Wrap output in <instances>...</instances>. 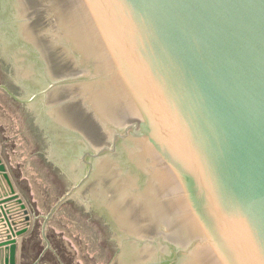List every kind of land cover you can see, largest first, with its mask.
Masks as SVG:
<instances>
[{
	"label": "water",
	"instance_id": "95a60500",
	"mask_svg": "<svg viewBox=\"0 0 264 264\" xmlns=\"http://www.w3.org/2000/svg\"><path fill=\"white\" fill-rule=\"evenodd\" d=\"M0 153V264H264V0H0Z\"/></svg>",
	"mask_w": 264,
	"mask_h": 264
},
{
	"label": "rangeland",
	"instance_id": "374dc122",
	"mask_svg": "<svg viewBox=\"0 0 264 264\" xmlns=\"http://www.w3.org/2000/svg\"><path fill=\"white\" fill-rule=\"evenodd\" d=\"M0 158L2 159L3 163L5 164L7 171L10 173V171H9V169H8V167H7V165H6L5 161H4V159H3L2 155H1V153H0ZM12 183L14 184V187H15L16 191H18V192L20 193V191H19V189H18V187H17V185H16L14 179H13V182H12ZM18 192H17V193H18ZM20 195H21V193H20ZM20 197L23 199L22 195H21ZM23 201H24V199H23ZM24 203L26 204L25 201H24ZM26 207L28 208L27 204H26ZM28 209H29V208H28ZM30 213H31V212H30ZM32 228H33V223H32V225L30 226V229H29V230H31ZM41 262H44V263L47 264L46 258L43 257V258L41 259ZM32 263H33V262H32ZM30 264H31V263H30Z\"/></svg>",
	"mask_w": 264,
	"mask_h": 264
},
{
	"label": "crops",
	"instance_id": "0c3cea01",
	"mask_svg": "<svg viewBox=\"0 0 264 264\" xmlns=\"http://www.w3.org/2000/svg\"><path fill=\"white\" fill-rule=\"evenodd\" d=\"M9 173V172H8ZM9 175H10V178H11V180H12V182H13V177H12V175H11V173H9ZM18 192V191H17ZM18 194L20 195V193L18 192ZM21 196V195H20ZM0 226H1V223H0ZM32 264V263H31Z\"/></svg>",
	"mask_w": 264,
	"mask_h": 264
},
{
	"label": "trees",
	"instance_id": "16d2710c",
	"mask_svg": "<svg viewBox=\"0 0 264 264\" xmlns=\"http://www.w3.org/2000/svg\"><path fill=\"white\" fill-rule=\"evenodd\" d=\"M29 259H31V258H29Z\"/></svg>",
	"mask_w": 264,
	"mask_h": 264
}]
</instances>
